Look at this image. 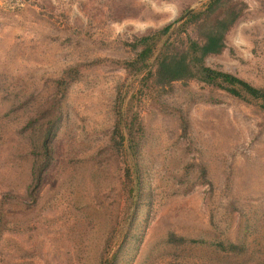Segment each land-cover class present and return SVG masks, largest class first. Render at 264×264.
<instances>
[{"label": "rangeland", "instance_id": "obj_1", "mask_svg": "<svg viewBox=\"0 0 264 264\" xmlns=\"http://www.w3.org/2000/svg\"><path fill=\"white\" fill-rule=\"evenodd\" d=\"M210 2L0 0V264H245L200 244L245 236L264 251L263 102L149 76L202 40L189 21ZM233 10L205 63L264 89V0H225L208 23ZM170 25L150 67L127 71L131 45ZM60 111L37 186L34 143ZM134 119L135 154L115 140L130 146Z\"/></svg>", "mask_w": 264, "mask_h": 264}, {"label": "trees", "instance_id": "obj_2", "mask_svg": "<svg viewBox=\"0 0 264 264\" xmlns=\"http://www.w3.org/2000/svg\"><path fill=\"white\" fill-rule=\"evenodd\" d=\"M224 1L211 0L206 10L198 15L191 16L189 22L195 25L199 24L200 29H204L202 40H190L189 47L183 52L175 50L173 53L168 50L163 51L155 60V73L151 72L149 76L153 77L160 86H170L177 82L198 81L208 86L222 89L235 98L242 99L248 97V100L252 99L263 102L262 107H264V89L257 88L232 74L212 69L205 63L206 58L221 55L225 51L226 36L241 18V15L233 10L228 15L216 17L213 23H208L209 19L223 7ZM171 28L172 25L160 33L137 39L131 46L134 49L143 47V50L138 54L137 59L124 63L126 70L132 73L146 71L150 67L149 60L154 54L159 36L169 33ZM64 84H69V81H65ZM47 113L50 115L49 111ZM62 119L63 113L60 111L48 125H45L40 133L42 138L41 145L34 143L36 144L34 150L37 151L41 146L40 154L48 161L44 165L40 164L42 161L39 164L36 162L34 165L33 172L37 186L42 182L47 169L50 167L49 162L54 157V142L57 138V132L59 131ZM137 121V119L136 121L134 119L131 122V134L129 133L130 137L127 140L130 144V146L128 145L129 147L124 146L126 138H124L122 132L116 135L117 139L115 138L118 141L116 143L118 148L125 147L126 150L132 151L134 154L135 150H137V144L135 143V134L132 133V129L134 131ZM125 127H127V124ZM134 192L130 190L132 196L135 194ZM243 238L239 237L236 243L220 242L208 244L202 242L200 244H207L209 247L215 248L217 253L223 254L228 258L239 259L247 257L245 264H264V251H259L256 249L257 247H253V243H250L248 237L245 236ZM254 242L257 243V239ZM195 244L198 243L196 242Z\"/></svg>", "mask_w": 264, "mask_h": 264}]
</instances>
